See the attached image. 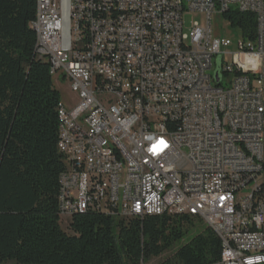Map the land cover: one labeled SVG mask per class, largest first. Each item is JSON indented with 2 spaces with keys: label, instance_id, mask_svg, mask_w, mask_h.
I'll list each match as a JSON object with an SVG mask.
<instances>
[{
  "label": "built area",
  "instance_id": "2783aa9c",
  "mask_svg": "<svg viewBox=\"0 0 264 264\" xmlns=\"http://www.w3.org/2000/svg\"><path fill=\"white\" fill-rule=\"evenodd\" d=\"M231 10L255 15L254 40L214 35ZM32 28L76 96L59 109L61 219L190 216L221 264H264V0H37Z\"/></svg>",
  "mask_w": 264,
  "mask_h": 264
},
{
  "label": "trees",
  "instance_id": "16d2710c",
  "mask_svg": "<svg viewBox=\"0 0 264 264\" xmlns=\"http://www.w3.org/2000/svg\"><path fill=\"white\" fill-rule=\"evenodd\" d=\"M37 0H0V264H143L179 248L162 264H221L222 243L198 218L117 220L85 211L62 229L58 149L61 93L47 59L37 55ZM223 19L248 40L255 15Z\"/></svg>",
  "mask_w": 264,
  "mask_h": 264
},
{
  "label": "rangeland",
  "instance_id": "374dc122",
  "mask_svg": "<svg viewBox=\"0 0 264 264\" xmlns=\"http://www.w3.org/2000/svg\"><path fill=\"white\" fill-rule=\"evenodd\" d=\"M192 23H198L200 26H203L205 23L204 17L201 15H196V14L186 16L185 17V30H184L185 34L189 32V28L191 27ZM212 26H213V31H214L215 36H223L231 40L233 44H236V42L240 39L238 32L234 29H231L227 23H223L221 19L214 17L212 21ZM53 81H54V85L56 89L61 93L62 102L64 104V107L69 109L72 106V104H74L76 101V96L70 91L69 81L63 79L61 76V73L56 74L53 77ZM68 225H69V221L66 222V220H62V223H61L62 229L67 231L69 234H71L70 231H68ZM204 226L205 225L203 222L198 223L196 225V229L190 233L187 240H185L183 244L186 243L192 235H195L197 230H200ZM179 246L180 244L176 245V247L173 250L167 252L165 255L161 256L160 258H154L151 260H147L143 264H162L166 260L173 258ZM10 264H13V263H10Z\"/></svg>",
  "mask_w": 264,
  "mask_h": 264
},
{
  "label": "bare ground",
  "instance_id": "6f19581e",
  "mask_svg": "<svg viewBox=\"0 0 264 264\" xmlns=\"http://www.w3.org/2000/svg\"><path fill=\"white\" fill-rule=\"evenodd\" d=\"M225 121H227V113H225V108H218V119H216V127L218 129H225ZM234 152L236 156L245 162V165H254V153L242 144L234 145ZM86 209H73L71 210V215L77 212H85Z\"/></svg>",
  "mask_w": 264,
  "mask_h": 264
},
{
  "label": "water",
  "instance_id": "95a60500",
  "mask_svg": "<svg viewBox=\"0 0 264 264\" xmlns=\"http://www.w3.org/2000/svg\"><path fill=\"white\" fill-rule=\"evenodd\" d=\"M216 81H217V83H219V81H220L219 70L216 73Z\"/></svg>",
  "mask_w": 264,
  "mask_h": 264
}]
</instances>
